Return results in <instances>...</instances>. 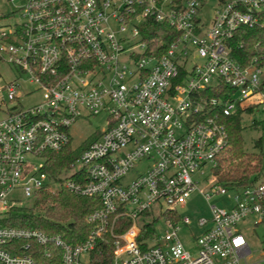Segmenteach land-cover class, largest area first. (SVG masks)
<instances>
[{
    "label": "built area",
    "instance_id": "2783aa9c",
    "mask_svg": "<svg viewBox=\"0 0 264 264\" xmlns=\"http://www.w3.org/2000/svg\"><path fill=\"white\" fill-rule=\"evenodd\" d=\"M208 1L24 0L0 12V61L13 75H0V264H36L34 247L49 245L61 250L59 264H84L105 234L111 264H264V238L250 239L264 227V180L224 185L213 172L228 146L222 117L239 112L243 122L257 111L264 120V63L241 64L227 43L239 26L259 23L264 0H217L209 22ZM148 17L178 32L162 52L142 35ZM99 114L106 127L64 180L43 171L47 151L71 144L70 126ZM60 188L100 199L84 242L5 224L15 193L34 202ZM195 190L225 200L196 219L192 253L179 233L192 221L177 208ZM120 217L130 224L115 233Z\"/></svg>",
    "mask_w": 264,
    "mask_h": 264
},
{
    "label": "trees",
    "instance_id": "16d2710c",
    "mask_svg": "<svg viewBox=\"0 0 264 264\" xmlns=\"http://www.w3.org/2000/svg\"><path fill=\"white\" fill-rule=\"evenodd\" d=\"M160 1V0H158ZM224 1V0H220ZM146 2L134 4L131 17L140 13ZM143 37L150 43H159L158 51H164L178 36V32L166 22H157L153 17L146 19L141 28ZM234 59L243 65L264 63V10L259 15V23L254 26H239L227 41ZM208 95L219 96L216 90L210 89ZM243 115L235 113L223 116L222 121L228 134L226 155L218 160L214 172L219 182L224 185H244L249 182L250 175L257 170L260 155L244 150L241 132ZM251 127H262L264 120L253 119ZM99 135V134H98ZM96 135L92 140H94ZM92 140L73 147L70 143L59 151H47L48 156L43 171L58 181H63L68 173L70 163ZM264 144V135L255 140L254 146ZM101 207L97 196H80L70 193L64 188L56 191L40 190L34 205L30 209L13 208L5 218V224L40 229L48 234H60L69 244L76 245L85 241L92 229L87 222L88 214ZM175 219H178V217ZM130 224L126 217H120L114 227L115 233L123 232ZM36 264H59L61 250L53 245L34 247ZM50 251L47 257L45 251ZM112 246L108 234L98 240L94 250L84 264H111Z\"/></svg>",
    "mask_w": 264,
    "mask_h": 264
},
{
    "label": "rangeland",
    "instance_id": "374dc122",
    "mask_svg": "<svg viewBox=\"0 0 264 264\" xmlns=\"http://www.w3.org/2000/svg\"><path fill=\"white\" fill-rule=\"evenodd\" d=\"M24 0H0V12H12L21 5ZM215 8H219L217 0H209L208 3L202 9V17L206 21H210V17L213 14ZM13 18L5 19L4 22H11ZM0 75L4 80H10L13 78V75L10 71V66L0 61ZM21 83V82H20ZM40 98L39 94H34L32 97H28L23 100V103L28 105L31 102H35ZM1 115V114H0ZM262 115L257 111L252 115H245L242 122L243 130L241 132L244 150L246 152H253L257 155H260L259 165L257 170L253 172L249 180H254L260 182L264 180V144L261 147L254 146V142L262 134V127L258 126L256 128L251 127L250 123L253 119L262 120ZM106 127L105 117L102 114L99 115H90L88 117H83L76 122H74L70 128L69 133L71 136V144L76 147L78 145L84 144L92 140L96 135H98ZM227 152L224 153V156ZM215 170V169H214ZM214 172V171H213ZM215 173V172H214ZM217 175V174H216ZM219 181L218 177L216 176ZM198 188L201 190H207V184L203 181L198 182ZM54 187V185H53ZM15 203L17 207L30 209L33 207L34 202L32 197L23 196L21 193L17 192L14 195ZM224 196H212L208 201L205 200L198 190H195L191 193L186 205L178 207L177 211L182 216H188L192 223L189 226H184L180 224V237L184 245L194 253V248L192 243V237H189V233L192 232L193 237L199 234L200 228L196 224V219L199 216H209V205L217 204L222 205L224 203ZM159 230L166 228V225L163 223V219H160L158 222ZM161 229V230H160ZM259 239L260 241L264 238V227L259 225L254 232L251 233V241ZM255 245V243H253Z\"/></svg>",
    "mask_w": 264,
    "mask_h": 264
}]
</instances>
